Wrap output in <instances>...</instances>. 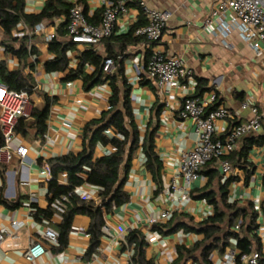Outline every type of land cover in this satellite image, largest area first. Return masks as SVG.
I'll list each match as a JSON object with an SVG mask.
<instances>
[{
    "label": "crops",
    "instance_id": "1",
    "mask_svg": "<svg viewBox=\"0 0 264 264\" xmlns=\"http://www.w3.org/2000/svg\"><path fill=\"white\" fill-rule=\"evenodd\" d=\"M46 1L24 0L23 11L26 14H38ZM63 1L71 5H81L94 24L100 21L102 0ZM142 1L151 7L169 12L160 48L166 55L182 57L192 69V75L181 81L183 87L170 89L168 94L147 77L144 40L122 46L119 38L126 35L130 27L143 16L135 6H130L125 14L117 16L111 37L91 45L102 57H106L108 53L117 54L111 74L117 75L120 88L123 85L122 80L130 87V107L138 130L139 144L129 158L127 172L123 173L121 170L122 176L125 175L122 190L127 195L126 199L120 204L112 205L104 213L99 244L89 256L86 255L89 246L88 216L76 214L73 217L67 245L59 249L57 242L52 243L45 237V231L49 229L57 234L60 213L53 210L49 219L35 217L34 213L37 209L44 210L49 206V179L46 172L48 160L81 151L83 126L98 118L108 108V82L104 80L89 85L84 83L82 78L94 72V67L88 64L84 66L81 77L65 79L68 71L77 67L79 53L90 46L86 44H72L66 52L68 67L64 71L48 72L44 69V63L53 58L48 51V37L53 35L60 41H69L66 32L64 35L59 33L60 24L66 23L63 15L45 19L37 25L39 31L32 35L31 42L38 55L30 56L26 64L6 52L0 44V61H5L8 70L20 69L31 78L34 85L31 94L33 108L40 110L46 99L50 102L45 132L38 134L32 120L19 126L5 148L11 154V159L7 163H0V230H6L0 242V264H131L134 244L126 243L125 237L132 230L139 231L145 240L143 264L146 261H152L153 264H174L177 247H190L202 235L185 231L183 227L169 231V226H165L160 232L147 219L170 211L169 218L156 225H167L172 219L171 226L174 223L192 225L211 215L213 210L212 205L205 199L194 197L196 190L207 180L205 172L208 168L202 167L200 177L191 186L189 200L179 202L178 193L172 188V184L181 182L178 176L179 154L190 149L195 140L193 123L178 115L183 98H202L215 93V103L228 108L231 117L216 122L215 139H222L231 127L247 121L251 117L250 110L241 109V104L254 103L261 125L259 132L255 134L264 136V51L259 56L255 55L250 45L240 37L235 26L228 33L221 30L217 15H212L217 0ZM208 17L216 27L214 32L202 28ZM221 20L222 23H229L231 14L225 12L221 15ZM24 25L22 22L18 23L11 35L16 37L20 31L27 32L28 28H24ZM1 41L11 43L0 27ZM31 63L32 68L29 67ZM134 65H137L139 73H136ZM198 80L201 81L200 89L197 88ZM148 135L152 136L158 167L157 164L151 167L145 164L146 157L141 143L144 136ZM244 137L237 140L233 155L230 153L225 156H233L235 169L227 185V202H236L241 207L248 203L253 204L257 212V227L253 231L257 243L253 244V248L256 250L258 247L264 259V146L250 144L244 151ZM20 146L27 148L23 156L16 153ZM107 151H112L109 145L102 146L97 143L93 148V157L105 155ZM240 151L245 155L242 156ZM126 160L127 155L122 166ZM209 169L221 174L216 161L212 162ZM226 178L222 176L221 182ZM58 181L65 183L66 178ZM82 187L97 198L98 187L87 184ZM212 188L217 191V178L214 179ZM13 222L21 224L15 238L10 236L14 231ZM154 231L158 235L150 241V234ZM31 241L42 247V253L34 262L24 257ZM228 247L236 248L234 239L230 240ZM222 255L213 251L210 254L212 264H224ZM183 263L197 264L192 258Z\"/></svg>",
    "mask_w": 264,
    "mask_h": 264
},
{
    "label": "trees",
    "instance_id": "2",
    "mask_svg": "<svg viewBox=\"0 0 264 264\" xmlns=\"http://www.w3.org/2000/svg\"><path fill=\"white\" fill-rule=\"evenodd\" d=\"M128 5L137 7L139 12L142 13L137 3H129ZM71 6V4L63 0H47L40 13L26 14L23 11L24 0H0V27L3 35L11 41V43L1 41L0 44L4 46L6 52L11 53L21 63L26 64V60L30 56L36 57L38 51L31 42L32 35L28 36L24 34L19 37H13L11 35V32L16 28L17 24L22 22L29 30H32L35 25H38L45 19L61 15L66 18ZM142 18L143 16L130 27L126 35L119 37L122 41V46L142 40L141 37L133 35L135 29L144 23ZM88 21L93 24L95 23L91 18H88ZM64 26L66 27V23L60 24V35H64L66 32ZM29 42L30 45L28 46ZM72 44L74 43L70 40L60 41L56 36H53L48 42V51L53 55V58L44 63V69L48 72L64 71L68 67L66 52L70 50ZM116 55L108 53L106 57H102L90 45L79 53L77 67L69 70L66 74V80L81 77L84 66L86 64L92 65L94 72L91 75L83 77L82 80L87 85L91 83L98 84L104 80L108 82L110 87L108 108L102 111L98 118L88 121L83 126L82 149L80 152L77 154L68 153L48 160V168L51 173V179L47 183L49 206L44 210L37 209L34 213L35 217L42 216L46 219L51 218L53 214L51 203L55 199L65 195L67 201L64 204L63 212L60 214L61 221L57 225L58 248L63 249L67 245L68 233L73 217L76 214H84L90 219L87 229L89 246L86 255L88 256L95 251L99 244L102 227L104 226V213L112 205L120 204L126 199L127 195L122 190L125 175L122 176L121 170L123 173L127 172L129 158L139 144L138 130L133 122L130 107V87L125 80H122L123 85L120 88L117 75L104 73L103 71L104 59L111 57L114 63H116ZM29 67L32 68L33 64H29ZM0 81L8 89L16 91L25 89L30 95L34 90L31 78L24 75L20 69L8 70L5 61H0ZM200 84L201 81L198 80L197 88L199 89L201 88ZM216 105L217 103H214L209 108L212 109ZM49 107L50 102L46 99L42 109H32L29 119L20 118L18 120L15 131L19 126L25 125L27 121L32 120L31 123L37 129L38 134L42 135L45 132V120ZM117 134L122 135L123 138H118ZM243 139L244 146L242 150L244 151L250 144L264 146L263 135L249 134ZM97 143L102 146L109 145L112 151L109 154L93 157V148ZM2 144V137L0 135V146ZM141 149L146 157L145 164L148 167L156 165L158 159L153 150L151 135L144 136ZM239 153L242 154L241 151ZM126 155V163L122 166ZM231 155H233V152ZM244 155L245 153L243 152L242 156ZM232 157H227V160L233 166L234 162ZM212 162L206 163L203 166L208 168L205 172L207 180L200 189L196 190L197 194L194 195V197L199 199H205L212 205L213 210L211 215L192 225L174 223L171 226L173 219L167 225H154V228L160 232L165 226H169L167 229L169 231L183 227L185 231H192L202 235V238L195 241L190 247H177V257L174 264H184L183 262L189 258H192L197 264H212L210 254L213 251L223 254L225 248L230 245L231 239L235 240V247L240 253H249L255 250L253 244L257 243V238H255L253 231L257 227V212L252 203L241 207L236 202H227V185L232 179V176H228L224 182H221L220 178H222V174L209 169ZM156 166L158 167L159 165L157 164ZM60 173H65V183L58 181ZM215 178L218 180L217 191L212 188V183ZM83 184L99 188L97 195L98 203L93 200H82L74 194V187ZM235 226L238 227V230L234 229ZM125 238L126 243L134 244L131 264H143L142 251L145 245L143 235L137 230H132ZM255 251L259 253L257 264H261L264 262V259L261 257L258 247ZM144 263L153 264L152 261H146ZM236 264L242 263L237 259Z\"/></svg>",
    "mask_w": 264,
    "mask_h": 264
},
{
    "label": "built area",
    "instance_id": "3",
    "mask_svg": "<svg viewBox=\"0 0 264 264\" xmlns=\"http://www.w3.org/2000/svg\"><path fill=\"white\" fill-rule=\"evenodd\" d=\"M134 2L137 3L144 18V23L135 29L134 35L144 40V47L147 52L145 62L147 77L154 80L159 89L167 94L170 89L183 87L181 81L192 75V69L182 57L166 55L160 48V42L169 19V12L151 7L142 0H102V12L97 24L88 21L81 5L73 4L65 19L69 40L74 44L96 45L100 43L113 34L117 16L125 14L130 7L128 4ZM225 12L231 14L229 23H222L221 15ZM212 15H217V20L221 22L220 27L224 33L230 32L235 26L240 37L250 45L255 55L259 56L263 53L264 0H217ZM24 28H26L25 25ZM202 28L210 32L216 30L210 17L204 20ZM37 31H39V26L35 25L32 30L28 31L27 29L25 33L20 31L15 36L19 37L24 34L31 36ZM52 37L53 35L49 36L48 39L50 40ZM114 68V60L111 57L105 58L103 71L112 73ZM134 69L136 73H139L137 65H134ZM215 101V93H210L202 98L185 96L178 109V115L182 119H188L193 123L195 135L193 146L179 154L178 176L181 182L177 185L172 184L173 190L178 193L177 200L179 202L190 199L191 186L200 177V171L206 163L218 162L223 177L234 174L235 169L225 156L234 151L238 139L249 134H255L260 130V115L256 106L254 103L244 102L241 104V109L248 108L251 117L247 121L231 127L225 132L222 139H215L216 122L231 117L228 108L222 104L210 109L209 107ZM32 109L31 95L28 94L27 90L8 89L0 81V135L3 142L0 146V163H7L11 159V154L5 148L14 136L18 120L20 118L29 119ZM117 136L120 139L123 138L120 134ZM26 150L27 148L20 146L16 149V153L23 156ZM109 153L110 151L106 152V154ZM46 172L48 179H51L48 167ZM64 178L65 173H60L58 179ZM73 192L82 200L99 202L96 197L83 190L82 185L74 187ZM66 201L65 195L55 199L51 203V208L61 214ZM169 216L170 211H164L157 217L148 218L147 222L150 225H156L168 219ZM12 225L14 231L10 236L15 238L17 237L16 231L21 224L13 222ZM5 233V229L0 230V242ZM150 235L149 240L151 241L158 234L154 231ZM45 237L52 243L57 242V234L52 230H46ZM41 253L40 244L31 241L29 248L24 252V257L26 260L34 262ZM258 257L259 253L255 250L249 253H240L233 247H228L222 255L224 264H236L237 259L242 264H257Z\"/></svg>",
    "mask_w": 264,
    "mask_h": 264
},
{
    "label": "rangeland",
    "instance_id": "4",
    "mask_svg": "<svg viewBox=\"0 0 264 264\" xmlns=\"http://www.w3.org/2000/svg\"><path fill=\"white\" fill-rule=\"evenodd\" d=\"M222 208V206H220Z\"/></svg>",
    "mask_w": 264,
    "mask_h": 264
}]
</instances>
